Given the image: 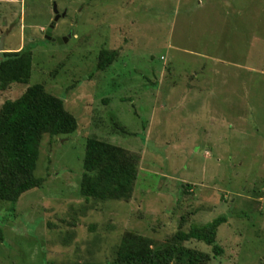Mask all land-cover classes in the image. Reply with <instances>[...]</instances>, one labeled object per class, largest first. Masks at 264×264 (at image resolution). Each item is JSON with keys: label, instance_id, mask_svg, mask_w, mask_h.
Wrapping results in <instances>:
<instances>
[{"label": "rangeland", "instance_id": "374dc122", "mask_svg": "<svg viewBox=\"0 0 264 264\" xmlns=\"http://www.w3.org/2000/svg\"><path fill=\"white\" fill-rule=\"evenodd\" d=\"M0 0V59L34 43L26 83L63 99L75 131L39 139L40 187L0 201V264H107L126 232L163 247L225 214L206 264H264V0ZM117 54L104 69L100 52ZM136 158L127 199L79 192L85 142ZM179 263L178 261L175 262Z\"/></svg>", "mask_w": 264, "mask_h": 264}, {"label": "trees", "instance_id": "16d2710c", "mask_svg": "<svg viewBox=\"0 0 264 264\" xmlns=\"http://www.w3.org/2000/svg\"><path fill=\"white\" fill-rule=\"evenodd\" d=\"M34 46L29 43L19 50L3 52L0 90L13 82L28 81ZM116 54V50H102L97 69H104ZM76 128V118L65 109L63 99L47 92L40 83L27 86L13 100H4L0 108V201L15 202L25 191L42 185L43 178L34 174L41 134H65ZM82 169L79 192L85 200L127 199L137 178L134 156L95 137L85 142ZM226 220L221 214L203 224H192L158 248L149 237L126 232L107 264H206L205 253L181 243L196 239L210 245L214 256L221 254L223 248L216 242V233Z\"/></svg>", "mask_w": 264, "mask_h": 264}, {"label": "water", "instance_id": "95a60500", "mask_svg": "<svg viewBox=\"0 0 264 264\" xmlns=\"http://www.w3.org/2000/svg\"><path fill=\"white\" fill-rule=\"evenodd\" d=\"M52 10L54 12V18L53 21L48 25V27L45 30V38L49 39L51 41H57L58 43H62L63 41H66L68 37H58V38H52V30L54 29V25L56 21L59 19L61 15L64 16L65 11L61 13V15L58 13L57 3L55 0H52Z\"/></svg>", "mask_w": 264, "mask_h": 264}]
</instances>
